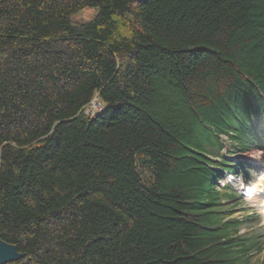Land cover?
Returning a JSON list of instances; mask_svg holds the SVG:
<instances>
[{
	"label": "trees",
	"instance_id": "obj_1",
	"mask_svg": "<svg viewBox=\"0 0 264 264\" xmlns=\"http://www.w3.org/2000/svg\"><path fill=\"white\" fill-rule=\"evenodd\" d=\"M252 150L264 0H0L7 264H255L260 217L220 185Z\"/></svg>",
	"mask_w": 264,
	"mask_h": 264
},
{
	"label": "rangeland",
	"instance_id": "obj_2",
	"mask_svg": "<svg viewBox=\"0 0 264 264\" xmlns=\"http://www.w3.org/2000/svg\"><path fill=\"white\" fill-rule=\"evenodd\" d=\"M94 15V10L86 9L74 16L72 22L78 25L85 22L86 20H90L94 17ZM258 152H260V154H258ZM222 153L225 155L224 150L222 151ZM254 153L256 155H259L257 159H253V156H255ZM229 159L241 160L245 163L244 165L248 166L246 170L243 169V171H245L244 176L246 179L242 178L240 176V173L238 175L232 176L229 172L226 171L225 177L221 183V186L226 184L235 188L237 192L240 193V196H242L244 201L242 204H240V206H237L234 209V214L232 215V217H242L244 212L246 213L245 215L257 213L260 217V221H253V223L248 225L249 228L247 229L242 228L240 230V234L246 232H254L258 234L262 239H264V218L259 212L258 208L254 204H252L247 198V192L249 193V190L247 191V189H249L252 184L257 183L261 178H264V150H252V152L248 151L240 155L233 154L232 157H229ZM230 176L234 178V181L233 178H231L230 180ZM253 261L255 262V264H264V248L260 250L259 253H256L253 256Z\"/></svg>",
	"mask_w": 264,
	"mask_h": 264
},
{
	"label": "bare ground",
	"instance_id": "obj_3",
	"mask_svg": "<svg viewBox=\"0 0 264 264\" xmlns=\"http://www.w3.org/2000/svg\"><path fill=\"white\" fill-rule=\"evenodd\" d=\"M258 154H260V152H258ZM254 155L255 156H253L254 157L253 159H257L259 156L256 155L255 153ZM231 178L233 177L230 176V180ZM248 190H249V193L247 192L248 200L258 208L259 212L264 218V178H261L257 183L252 184L251 187L247 189V191Z\"/></svg>",
	"mask_w": 264,
	"mask_h": 264
},
{
	"label": "water",
	"instance_id": "obj_4",
	"mask_svg": "<svg viewBox=\"0 0 264 264\" xmlns=\"http://www.w3.org/2000/svg\"><path fill=\"white\" fill-rule=\"evenodd\" d=\"M25 255L19 253L14 245L0 239V264H7L23 259Z\"/></svg>",
	"mask_w": 264,
	"mask_h": 264
},
{
	"label": "built area",
	"instance_id": "obj_5",
	"mask_svg": "<svg viewBox=\"0 0 264 264\" xmlns=\"http://www.w3.org/2000/svg\"><path fill=\"white\" fill-rule=\"evenodd\" d=\"M102 110V107L100 106V104L94 100L93 102H91V104L89 105V107L86 109V114L91 115L92 117L95 116L96 113L100 112Z\"/></svg>",
	"mask_w": 264,
	"mask_h": 264
},
{
	"label": "clouds",
	"instance_id": "obj_6",
	"mask_svg": "<svg viewBox=\"0 0 264 264\" xmlns=\"http://www.w3.org/2000/svg\"><path fill=\"white\" fill-rule=\"evenodd\" d=\"M241 177H242V176H241ZM241 177H240V178H241ZM242 178H243V177H242Z\"/></svg>",
	"mask_w": 264,
	"mask_h": 264
}]
</instances>
